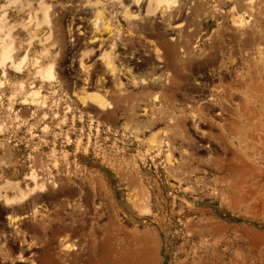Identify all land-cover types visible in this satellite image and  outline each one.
<instances>
[{"label": "rangeland", "instance_id": "obj_1", "mask_svg": "<svg viewBox=\"0 0 264 264\" xmlns=\"http://www.w3.org/2000/svg\"><path fill=\"white\" fill-rule=\"evenodd\" d=\"M139 3L0 0V264H264V0Z\"/></svg>", "mask_w": 264, "mask_h": 264}, {"label": "bare ground", "instance_id": "obj_2", "mask_svg": "<svg viewBox=\"0 0 264 264\" xmlns=\"http://www.w3.org/2000/svg\"><path fill=\"white\" fill-rule=\"evenodd\" d=\"M136 4L139 3L140 0H134ZM115 3V2H114ZM108 4V3H107ZM119 4V3H118ZM123 4V3H122ZM140 4V3H139ZM90 5V4H89ZM95 5H97V3H95ZM91 7H93L91 5ZM95 7V6H94ZM98 7V6H97ZM107 7V6H105ZM129 7V6H128ZM128 7L126 6L125 7V17L128 19L131 15V13L129 12V9ZM50 10V7L49 6H45L43 7V11H44V22L45 24H48V12ZM103 11V10H102ZM132 12V11H131ZM103 13V12H102ZM97 14V13H96ZM105 14V13H104ZM98 19L95 20L94 22V26L96 27V29H101V31H104V32H107V33H110V30L111 28L109 27V24L107 22H100L101 21V13H98L97 16H96ZM95 17V18H96ZM100 17V18H99ZM100 20V21H99ZM126 20V19H125ZM130 20H133V19H130ZM129 20V21H130ZM115 48V47H113ZM13 47H12V43H9L5 48H4V52L2 54V63H5L7 61H10L12 60V54H13ZM46 52V51H45ZM48 52L44 53V54H47ZM90 53V50L89 51H86L83 53V57H86L88 54ZM50 54V53H49ZM91 54V53H90ZM93 54V53H92ZM91 54V55H92ZM155 54L159 55V51L156 50L155 51ZM54 59V58H53ZM100 59L102 60V62H104V66L106 69H109L111 72L113 71V65H112V61H111V58H110V55L109 53H104L100 56ZM36 63H39L40 59H36ZM83 59L80 60V68L83 69V70H87L88 69V66H85V63L83 64ZM13 65V63H11ZM14 69L17 70V65H13ZM54 61H52L46 68L43 67L41 68L40 70L36 71V74L34 75V77L37 79V80H43V81H47L49 78L52 77V74H53V71H54ZM26 84V82H25ZM29 84V83H28ZM38 95V92H34L32 94V97H36ZM90 103H92L93 105H95L96 107L100 109H103L104 108V99L101 95L99 94H96V93H90L88 95H86V97ZM9 102V101H8ZM29 106H31L33 104V101L31 100H28L27 98L23 101V104H27ZM42 104V103H41ZM43 105V104H42ZM21 106V105H20ZM11 108V107H10ZM13 113V112H12ZM27 114V113H26ZM17 119V118H16ZM15 121V120H14ZM64 123V121H63ZM68 143V142H67ZM6 148V147H4ZM4 151V149H3ZM6 152V151H4ZM5 154V153H4ZM30 179V178H29ZM11 188V187H10ZM9 186H8V189H10ZM34 189V188H33ZM39 191V190H38ZM25 200V196L22 197V198H14V199H7L6 200V204L8 205H12V204H21L23 201ZM72 245H70L71 247ZM75 249V248H74Z\"/></svg>", "mask_w": 264, "mask_h": 264}, {"label": "flooded vegetation", "instance_id": "obj_3", "mask_svg": "<svg viewBox=\"0 0 264 264\" xmlns=\"http://www.w3.org/2000/svg\"><path fill=\"white\" fill-rule=\"evenodd\" d=\"M8 183H11V182H8ZM11 184H13V183H11ZM4 189L5 190H10V189H8V184L4 187ZM12 190V189H11Z\"/></svg>", "mask_w": 264, "mask_h": 264}]
</instances>
